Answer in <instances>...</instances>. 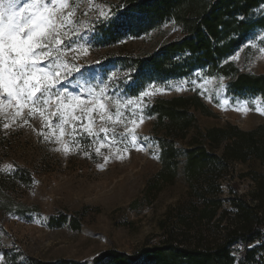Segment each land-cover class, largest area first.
Returning <instances> with one entry per match:
<instances>
[{
    "label": "rangeland",
    "instance_id": "obj_1",
    "mask_svg": "<svg viewBox=\"0 0 264 264\" xmlns=\"http://www.w3.org/2000/svg\"><path fill=\"white\" fill-rule=\"evenodd\" d=\"M6 2L0 0V8ZM12 2L22 6L29 0ZM61 14L70 21L59 30L58 47L65 54L57 61L53 52L40 65L65 64L59 82L18 117L15 101L0 105V240L8 256L0 252V264H27L30 259L90 264L103 251L132 254L161 246L171 235L193 249L247 224L252 213L264 217V167L254 158L229 162L217 180V193L205 194L207 201L219 203L209 222L191 212L194 206L201 210L203 202L180 169L173 183L155 185L162 131L154 130L155 117L149 114L156 99L198 97L210 115L195 112V125L176 141L177 147L186 149L198 131L227 125L250 131L264 125L262 98L234 95L229 80L209 66L174 77L152 78L147 70L139 72L136 60L179 40L183 32L172 21L145 33L132 32L130 26L138 18L126 12L124 0H68V7L57 16ZM251 16H264V4ZM261 49L264 27L250 31L220 64L264 74ZM188 57V53L172 56L179 64ZM70 96L84 104L70 110L61 135L57 106L68 103ZM41 106L43 118L40 111L28 115L31 108ZM89 126L93 135L85 131ZM133 134L135 145L130 142ZM222 148L212 151L220 155ZM181 216L187 225L179 222ZM238 248L233 247L234 253Z\"/></svg>",
    "mask_w": 264,
    "mask_h": 264
},
{
    "label": "trees",
    "instance_id": "obj_2",
    "mask_svg": "<svg viewBox=\"0 0 264 264\" xmlns=\"http://www.w3.org/2000/svg\"><path fill=\"white\" fill-rule=\"evenodd\" d=\"M124 4L126 12L138 18L130 26L136 34L169 21L183 32L179 40L166 43L158 52L136 60L139 72L147 70L152 78L174 77L193 67L209 66L229 80V90L234 95L248 93L264 101V74L243 73L232 63L220 64L250 31L264 27V16H251L264 0H124ZM177 53H188L186 62H175L172 56ZM195 112L210 115L196 96L156 99L149 108V114L155 117L154 130L162 131L161 166L155 176V185L173 183L180 169L185 181L203 202L201 210L194 206L191 212L198 219L209 222L215 217L219 203L207 201L205 194L217 193V180L227 172L229 162L254 158L264 167V125L250 131L233 125L198 131L186 149L179 148L176 141L184 139L195 125ZM221 145L220 155L212 151ZM238 207L243 210L241 205ZM247 217V224L227 230L219 241L204 247L188 249L174 241L176 238L171 235L161 246L143 248L132 254L115 249L103 251L90 264H264V217L256 213ZM179 222L187 225L182 216ZM236 245L240 248L234 253ZM0 252H3L1 240ZM11 264L18 263L12 261ZM27 264L76 263L64 259L48 262L30 259Z\"/></svg>",
    "mask_w": 264,
    "mask_h": 264
},
{
    "label": "snow or ice",
    "instance_id": "obj_3",
    "mask_svg": "<svg viewBox=\"0 0 264 264\" xmlns=\"http://www.w3.org/2000/svg\"><path fill=\"white\" fill-rule=\"evenodd\" d=\"M66 7H68V0H29L22 6H17L12 0H8L0 8V97H2L0 105H3L5 101L8 103L15 101L17 117L21 115L23 108L30 104L35 105L41 97L50 93V90L59 82L60 70L67 67L62 62L49 64L47 68L40 66L42 62L52 58L53 52L56 53L57 61L65 54L61 53L58 47L62 44L59 30L66 27L70 21L66 22L63 15L57 16V13ZM68 15L71 16L72 13ZM67 100L68 103L61 101L57 106L60 114L61 135H63L62 123L67 122L66 117L70 115V110L84 104V101L77 96L67 97ZM48 103L49 100L45 98L43 105ZM99 107L103 109L104 105L100 104ZM36 111H40L43 118V106L40 109L31 108L28 115L32 116ZM84 111L86 109L82 108L81 112ZM104 118L101 115V120ZM111 118V116L108 117V119ZM24 123L27 124L28 121L24 120ZM4 127L8 128L10 125L5 123ZM102 130L107 132V129ZM85 131L93 135L91 126ZM39 134L44 135L43 132ZM45 138L48 137L45 136ZM136 139L133 134L130 142L135 145Z\"/></svg>",
    "mask_w": 264,
    "mask_h": 264
}]
</instances>
